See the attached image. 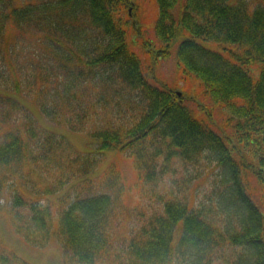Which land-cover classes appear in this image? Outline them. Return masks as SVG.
Instances as JSON below:
<instances>
[{
  "label": "trees",
  "instance_id": "16d2710c",
  "mask_svg": "<svg viewBox=\"0 0 264 264\" xmlns=\"http://www.w3.org/2000/svg\"><path fill=\"white\" fill-rule=\"evenodd\" d=\"M25 166L67 185L64 264H264V0H0V174ZM50 209L10 197L35 246Z\"/></svg>",
  "mask_w": 264,
  "mask_h": 264
},
{
  "label": "rangeland",
  "instance_id": "374dc122",
  "mask_svg": "<svg viewBox=\"0 0 264 264\" xmlns=\"http://www.w3.org/2000/svg\"><path fill=\"white\" fill-rule=\"evenodd\" d=\"M143 7L146 9V12L149 11V6L147 4H144ZM132 13L133 10L129 9V15H132ZM14 33V29H10L9 27L6 35L7 37H10ZM155 71L161 79H165L169 83L176 79V81L180 84L178 89L181 88L182 81H180L181 78L178 77L179 72H177L176 65L173 64V62H160L156 65ZM192 80L194 83L196 82L195 79ZM183 87L186 88L185 84ZM58 130L67 135V139L71 142V144L82 152H86L88 148L93 147L92 141L90 142L89 136L86 132L74 133L68 132L62 128ZM112 157V153L107 152L105 160H103L101 165L96 169L95 174H100ZM173 167L176 168V165H173ZM27 169L28 166H25V174H22L20 177H13L12 174H0V257L8 258L10 260L9 264H64L60 245L53 233L56 230L57 224L56 211L59 209L60 199H62V196L65 195V191H68V188H66L67 185H63L64 181H59L58 185L52 177L49 175L45 176V174L39 171L26 174ZM128 169L123 168L129 182V191L126 192V195L132 196L133 192L139 187L138 182L135 180V176L131 175L129 167ZM24 176L25 178H22ZM170 177H172L170 172L164 175L167 182L170 180ZM180 177L181 174H178L175 179H179ZM148 190L151 193H155L152 189ZM166 191L167 183L158 190L160 193H164ZM16 192L23 194L27 200L30 199L33 202L40 201V203L50 206L51 235L45 245L35 246L30 244L19 232L15 230L13 218L10 212V197ZM136 195L137 198L133 197L129 200L127 196L124 201L126 205L131 204L130 213L136 211V209L143 208L139 206V204H145V201L141 200L137 193ZM131 225V222L127 219H124L121 222L120 229L123 236H127L129 234ZM40 236L41 235H39V233L34 235L35 238H39ZM176 237L177 235L175 238ZM0 264H2V261H0Z\"/></svg>",
  "mask_w": 264,
  "mask_h": 264
}]
</instances>
